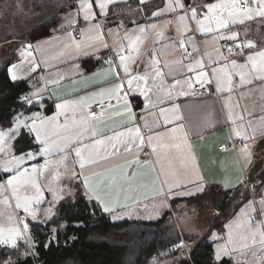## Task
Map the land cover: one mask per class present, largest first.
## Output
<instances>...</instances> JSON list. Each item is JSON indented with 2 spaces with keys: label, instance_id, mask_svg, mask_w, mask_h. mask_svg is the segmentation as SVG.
Segmentation results:
<instances>
[{
  "label": "crops",
  "instance_id": "1",
  "mask_svg": "<svg viewBox=\"0 0 264 264\" xmlns=\"http://www.w3.org/2000/svg\"><path fill=\"white\" fill-rule=\"evenodd\" d=\"M82 2L61 16L53 34L40 39H11L0 52V61L14 59L8 71L11 75L15 66V82L29 84L30 91L22 101L38 106L17 117L27 125L35 118L37 127L40 120H45L49 130L60 126L58 131L70 137L67 150L54 148L49 154H40L43 145L35 139V132L22 125L21 134L30 133L39 145V149L30 151L40 156L34 165H43L48 182L66 177L69 199L83 192L102 210L112 208L111 212H103L113 221L152 222L170 212L178 221L185 243L193 244L195 237L210 240L216 264H264V258L258 259L264 249V181L253 182L249 177L251 166L257 164L255 153L257 156L260 149L264 153V79L258 78L260 73L245 69L242 84L241 69L232 66L233 60L237 65L250 66L247 57L264 50V17L255 11L258 5L253 0L241 3L240 8L249 4L254 9L247 14L251 19L241 13L231 18L238 22L226 29L202 34L190 18L191 9L195 8L197 18L203 19L204 6L220 0H182L183 10L170 0H95L94 19ZM101 2L105 4L103 9L97 7ZM123 4L128 5L124 10L112 11ZM182 15L186 16L184 21L179 19ZM107 22L113 27L126 23L127 31L138 29L139 35L127 34L117 43L109 36ZM211 26L216 27L214 23ZM233 34L238 38L228 39ZM249 41L254 48L237 47L228 54L224 52L231 43L245 45ZM11 44L14 47L9 52L7 46ZM189 50L195 53L194 58L188 56ZM120 55L129 57L125 63L132 76L148 77L147 88L151 91L145 92L143 81L128 86L131 77L125 74ZM157 68L160 77L156 76ZM199 73L206 76L198 81ZM121 82L124 87L119 100L104 91ZM210 82L214 92L195 91L196 86ZM107 101L116 105L91 114L96 105ZM66 102V108H58ZM177 105L176 112L170 111ZM54 116L55 120L47 119ZM121 132L125 135L118 137L116 134ZM98 139L105 143L85 150L89 162L81 168L75 149L81 143L91 146ZM236 140H243L245 146L236 150L232 147ZM146 150L148 155L142 162ZM246 185L255 188V200L242 198ZM224 194L229 199L222 210ZM206 195L211 200L207 206L190 207ZM49 199L46 192L41 204ZM254 219L257 225L252 224ZM225 248L227 254L221 251ZM152 264L180 263L172 258Z\"/></svg>",
  "mask_w": 264,
  "mask_h": 264
},
{
  "label": "trees",
  "instance_id": "2",
  "mask_svg": "<svg viewBox=\"0 0 264 264\" xmlns=\"http://www.w3.org/2000/svg\"><path fill=\"white\" fill-rule=\"evenodd\" d=\"M81 1L37 0L36 11L47 7L49 16L45 18L44 26L23 39H40L53 34L50 21L57 24L59 17L75 10ZM127 6L123 4L112 8V11L124 10ZM13 61L12 57L0 61V127L4 129L12 127L18 115L38 109L37 104L26 105L22 101L30 91L29 84L10 79L8 68ZM14 149L21 155L36 151L39 145L30 133L23 132L15 141ZM256 176L254 182L264 181L263 164ZM255 192L254 187L246 185L242 198L249 200L253 194L256 196ZM227 199L228 194H224L222 210L228 205ZM35 228L38 235L35 253L25 258L15 254L13 261L7 254L1 255L0 264H152L155 260L172 258L180 264H216L210 240L195 237L191 241L193 244L185 243L172 213L168 212L162 219L152 222H116L83 192H78L75 199L63 202L53 220ZM53 228H57L55 233ZM181 243L183 247H178Z\"/></svg>",
  "mask_w": 264,
  "mask_h": 264
},
{
  "label": "rangeland",
  "instance_id": "3",
  "mask_svg": "<svg viewBox=\"0 0 264 264\" xmlns=\"http://www.w3.org/2000/svg\"><path fill=\"white\" fill-rule=\"evenodd\" d=\"M36 1L37 0H0V52L6 41L17 37H25L36 28L45 25L44 20L49 16V8L46 7L40 11L39 9L36 11ZM170 1L177 4L176 0ZM181 1L182 0H179L180 3ZM59 19H61V17H59L58 20ZM58 20L55 25L52 21H50L54 30L55 27L59 26ZM120 25L121 23L119 22V26L113 27L109 22H107L109 36L115 42L118 43L122 36L125 37L127 34L130 36L139 35L137 32L138 29L127 31L126 23L121 26ZM13 47L14 46H12V44L7 46V50L11 52ZM14 124L15 121L13 125ZM13 125V128L10 127L8 129L0 127V132L5 134L2 141H0V147H3L4 149L3 152H0V230H3L5 235H7L9 229L17 228L21 233V236L17 238L15 247L10 244H0V256L7 254L11 261H13V255L15 254H17V257L19 256L25 258L26 256L32 255V252L35 253L34 247L36 246L38 238L36 232L37 228L35 227L37 225H45L53 220L58 213L59 206L61 205L59 203L63 201L65 202L66 199L71 200L69 199V180H67L66 177H62L61 179L57 178L56 180H53V183L48 182L49 178L45 177L41 167L43 165H34L33 162L40 159L38 153L30 152L34 154L33 157H27L24 156V154H16L14 143L20 137L21 130L20 128H16V124L14 126ZM263 154L264 153H262L261 149L257 151V156L255 153L257 164L251 166L249 170V177H251V181L253 182L257 178V173L262 168V164L264 165ZM14 156H24L22 163L14 165L12 163V158ZM5 161L9 162L8 167L11 169L8 173L3 171ZM34 168L35 171H33ZM25 169H27V174L19 178V182L15 185L16 191L14 193L13 186L8 185L7 181L10 176L16 175L17 171H24ZM44 181L49 185V188L45 185ZM46 192L49 193L50 199L47 203L41 204V201L46 199ZM32 195H35L36 198L39 197V202H37L36 199L34 200ZM209 195H211V193H209ZM17 196L20 197L19 203L21 204H24L25 200L28 201L29 212L26 213L22 207H17ZM209 198L210 197L206 195L200 199L201 201L198 200V202H193L190 207L194 208V206H197L198 208L202 205L207 206V202L210 203L211 201ZM49 209H51V211H49ZM209 210H212V208H209ZM32 212L36 213L35 219H33L31 215ZM195 214L199 215L200 211H196ZM192 217L193 216L190 213L189 218L191 220H193ZM25 223L28 225L27 229L24 228ZM56 229L57 228H53L54 233L56 232Z\"/></svg>",
  "mask_w": 264,
  "mask_h": 264
},
{
  "label": "snow or ice",
  "instance_id": "4",
  "mask_svg": "<svg viewBox=\"0 0 264 264\" xmlns=\"http://www.w3.org/2000/svg\"><path fill=\"white\" fill-rule=\"evenodd\" d=\"M93 2H95V0H83L82 2V7H85L87 9V11H89L90 13H92V4ZM109 2H111V0H109ZM141 2H143V0H141ZM254 3H256L258 5V7L255 9V11L258 12V14L261 17H264V0H253ZM176 3L178 4L179 8L181 10H183L184 5L182 3L179 2V0H176ZM241 3H249V0H220V2H216V3H210L204 6V8L206 9V11L202 12L201 15L203 16V19H198V13L197 10L195 8L191 9V16L190 18L192 20H194L196 22V24L199 26V29L201 31V33H212V32H218L222 29H226L229 24L231 23H236L238 21H234L231 18L234 16H238L241 13L245 14L247 16V18L251 19L250 14L254 11V9L252 7H248L246 9H241L240 8V4ZM97 7L100 9H103L105 7V4L103 2L98 3ZM175 10V9H173ZM105 13L102 11L101 15H104ZM159 13H155L154 15H158ZM88 17H85V19H87ZM92 18H95V14L92 13ZM179 19L181 21H184L186 19L185 15H182L179 17ZM242 23V21H239ZM215 24V28H213L211 25ZM223 38V37H222ZM238 38V34H233L231 37H228V39H237ZM139 40V38L137 37V41ZM238 48H243V47H248V48H254L255 44L251 41H249L247 44L245 45H236ZM133 49H135V42H133L132 45ZM181 47H184L183 42H181ZM186 51V49H185ZM229 51H231V49H229ZM119 60L121 62V64L123 65L124 68V72L126 75H129L131 78L128 79L127 84L128 86L131 88L132 84L134 81L140 82L143 81L144 85H145V92L151 91L150 89L147 88V81H148V77L147 76H141V75H135L132 76L129 73V67L128 64L125 63L126 61L129 60V57L127 55H120L119 56ZM247 61L250 62V66L249 63H245L243 65H237L236 61L233 60L232 61V66L235 68H240L241 71L239 73V77L241 80V83L243 84L245 82V69L247 70H254L258 73H260V79H264V50L259 51L255 56L253 55H249L247 57ZM200 63V62H198ZM14 68L15 66H12V72L10 75V79L15 81L17 79L15 72H14ZM215 71H223V69H214ZM114 72V76L116 79H119V74L115 72V70H113ZM162 75V73L159 71V69L157 68L156 70V76L160 77ZM200 76H206V73H199L197 75V80L199 81ZM229 81L231 80V76H228ZM176 84H179L180 81H176ZM191 87V85H189ZM123 82L116 84L113 88L110 89H106L104 91L112 93L115 98L117 100L120 99V93L123 92ZM137 87H139V84H137ZM221 91L223 89H220ZM229 91H231V88L228 89ZM103 94V93H102ZM170 95V93H169ZM124 97L126 99L127 94L124 93ZM30 102V101H29ZM68 106V103L66 102L65 104H61L58 105V108L64 109ZM126 109H128V114L131 116V110L129 108L128 104L124 105ZM179 106H175L173 109H171L170 111L176 112L178 110ZM162 111H164L162 109ZM36 117L38 118V114H35ZM49 121L55 120L56 117H51V118H47ZM169 123H171L172 121H168ZM16 128H20L22 125L26 128L29 129L30 132H35V139L37 141H39L43 147L39 150L40 154H49L54 148L57 149H61V150H67L68 149V144H69V140L70 137L68 135H64L63 133L59 132L58 129L60 126H57V129H51L49 130L47 127H45V120H40V126L37 127L36 124V119L34 118L32 121L31 125H27L24 124V121L21 120L19 117L16 118ZM64 131H67V125L63 126ZM14 131V130H13ZM129 132H131L132 130L129 129ZM136 133H139V129H135ZM5 134L3 132H0V141H2L3 136ZM118 137H123L125 135V133L121 132L116 134ZM240 133L237 132V136H239ZM53 137H56L57 139H52ZM78 139V138H77ZM110 140L112 138H109ZM105 142L104 140H95L94 143L89 146L86 144L81 143V147H78L75 149V155L77 157L80 158L81 163H80V167L83 168L84 164L86 162H89L85 159L84 156V152L85 150H88L89 148H95L96 145H103ZM142 143V140H141ZM113 147H115V145H113ZM4 149L3 147H0V152H3ZM24 156L27 157H33L34 154L33 153H25ZM24 156L21 157H13L12 158V163L14 165H19L22 163ZM94 162V161H93ZM8 161H5V166L3 168V171H5L6 173L10 172L11 169L8 167ZM46 167V165H45ZM33 171H35V168L33 169ZM27 174V169H25L24 171H17L16 175H12L10 176V178L7 181L8 185L13 186V192L15 193L16 188L15 185L19 182V178L21 176H25ZM85 184H87V181H84ZM198 191H203V188H199ZM187 194H191V193H187ZM37 200V202H39V197L35 198ZM97 200L100 199V197H96ZM20 201V197L17 196V207H22L23 210L27 213L29 212V208H28V201L25 200L24 204L19 203ZM113 209L110 207H104L103 211L104 212H111ZM49 211H51V209H49ZM33 219L36 218V213L32 212L31 213ZM28 225L27 223L24 224V228L27 229ZM21 236L20 230L17 228H13V229H9L8 230V234L5 235V233L3 232V230H0V244H4V245H8L10 244L11 246L15 247L16 246V242H17V238ZM178 247H183V244L181 243L180 245H178ZM222 252H224L225 254H227V249H221ZM219 258V256L217 257Z\"/></svg>",
  "mask_w": 264,
  "mask_h": 264
},
{
  "label": "built area",
  "instance_id": "5",
  "mask_svg": "<svg viewBox=\"0 0 264 264\" xmlns=\"http://www.w3.org/2000/svg\"><path fill=\"white\" fill-rule=\"evenodd\" d=\"M248 5L249 4H242L241 8L242 9H246V8H248ZM77 36L80 37L79 34H77ZM236 45H237L236 43H231V44L228 45V47H230L231 51H235V49L237 48ZM228 50H229L228 48L224 50L225 54H228V52H229ZM187 53H188V56L190 58H194L196 56L195 53L192 50H189ZM195 91L200 93V94H209V93H212V92L215 91V86H214V84L212 82H210V83H207L206 85H198V86H196L195 87ZM115 105H116V103L113 102V101H107L105 103H100V104H98V105H96L94 107V109L92 110L91 114L92 115H96L99 112H101L103 109L112 108ZM149 134H151V133L150 132L146 133V135H149ZM244 146H245V142L243 140H236V141L232 142V147L235 148L236 150H238L239 148H242ZM224 148H225L224 146L221 147V149H224ZM147 155H148V150H146L142 154V156H141V161L142 162L146 161ZM253 199L255 200L254 194H253ZM252 224L253 225H257L258 224V220L257 219L252 220ZM262 258H264V249H262L260 254L258 255V259H262Z\"/></svg>",
  "mask_w": 264,
  "mask_h": 264
}]
</instances>
